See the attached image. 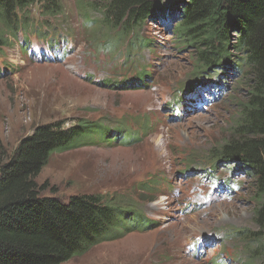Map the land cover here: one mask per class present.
Wrapping results in <instances>:
<instances>
[{
    "label": "rangeland",
    "instance_id": "374dc122",
    "mask_svg": "<svg viewBox=\"0 0 264 264\" xmlns=\"http://www.w3.org/2000/svg\"><path fill=\"white\" fill-rule=\"evenodd\" d=\"M90 3L56 0L61 16L38 28L41 40L7 34L0 56L5 160L39 127L87 124L81 146L54 154L42 170L41 195L64 201L101 195L154 222L146 232L125 229L66 264H223V249L264 264L255 243L260 231L264 239L254 219L255 178L237 161L213 165L251 93L246 75L219 70V78L200 75L187 85L196 81L201 61L193 49L174 44L178 22L143 23L129 42L124 22L114 27L121 17L108 12L102 24ZM32 15L45 19L39 8ZM143 40L151 47L135 52ZM240 56L231 60L238 64ZM141 67L150 79L128 86L135 91L105 83L135 76ZM145 123L146 135L132 143L138 136L131 133ZM115 137L121 145H113Z\"/></svg>",
    "mask_w": 264,
    "mask_h": 264
},
{
    "label": "trees",
    "instance_id": "16d2710c",
    "mask_svg": "<svg viewBox=\"0 0 264 264\" xmlns=\"http://www.w3.org/2000/svg\"><path fill=\"white\" fill-rule=\"evenodd\" d=\"M97 1L121 17L114 27L123 21L128 27L124 32L131 36L146 22H162L169 27L178 22L172 33L175 42L184 49H193L200 57L201 72L195 74L219 78L234 69L246 75L251 93L241 104L232 136L221 146V155L215 157L213 165L229 166L237 161L242 172L255 178L254 219L264 230V0H171L169 4L170 0H163L157 11L154 0ZM33 3L34 0H0V49L8 44L7 34L14 37L25 26L27 9ZM97 4L92 6L97 8ZM47 11L61 12L56 0H49ZM233 53L241 54L240 63L231 60ZM219 70L223 72L219 74ZM149 79L141 70L114 84L130 86ZM86 125L77 123L67 130L60 123L39 127L21 141L8 160L0 141V264H66L98 244L115 240L125 229L142 227L141 211L130 207L129 214L115 204V199L78 195L64 201L43 196L37 189V178L54 154L81 146ZM152 226L153 222H147L144 230ZM255 243L264 261L261 231ZM220 255L223 259L219 262L223 264H256L253 258L241 261L224 249Z\"/></svg>",
    "mask_w": 264,
    "mask_h": 264
},
{
    "label": "water",
    "instance_id": "95a60500",
    "mask_svg": "<svg viewBox=\"0 0 264 264\" xmlns=\"http://www.w3.org/2000/svg\"><path fill=\"white\" fill-rule=\"evenodd\" d=\"M163 1V0H154V4H155V7H154V11L156 10H158V8H159V5L161 4V2ZM166 2V1H165ZM200 75H203L202 73H200V74H195L194 76H195V79H196V81L195 82H192V81H188L186 84L187 85H192V84H195V83H197V79H198V76H200Z\"/></svg>",
    "mask_w": 264,
    "mask_h": 264
},
{
    "label": "bare ground",
    "instance_id": "6f19581e",
    "mask_svg": "<svg viewBox=\"0 0 264 264\" xmlns=\"http://www.w3.org/2000/svg\"><path fill=\"white\" fill-rule=\"evenodd\" d=\"M139 96H142V95H139Z\"/></svg>",
    "mask_w": 264,
    "mask_h": 264
}]
</instances>
